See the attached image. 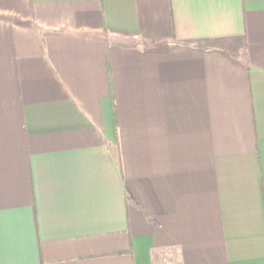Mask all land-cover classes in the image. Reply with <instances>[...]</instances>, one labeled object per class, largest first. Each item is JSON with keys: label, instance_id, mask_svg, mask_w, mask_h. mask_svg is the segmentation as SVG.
Segmentation results:
<instances>
[{"label": "crops", "instance_id": "crops-1", "mask_svg": "<svg viewBox=\"0 0 264 264\" xmlns=\"http://www.w3.org/2000/svg\"><path fill=\"white\" fill-rule=\"evenodd\" d=\"M0 264H264V0H0Z\"/></svg>", "mask_w": 264, "mask_h": 264}]
</instances>
